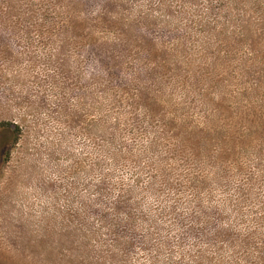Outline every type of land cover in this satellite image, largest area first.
Segmentation results:
<instances>
[{"label": "rangeland", "instance_id": "1", "mask_svg": "<svg viewBox=\"0 0 264 264\" xmlns=\"http://www.w3.org/2000/svg\"><path fill=\"white\" fill-rule=\"evenodd\" d=\"M0 264H264V0H0Z\"/></svg>", "mask_w": 264, "mask_h": 264}]
</instances>
